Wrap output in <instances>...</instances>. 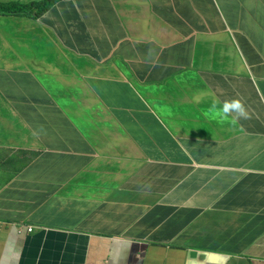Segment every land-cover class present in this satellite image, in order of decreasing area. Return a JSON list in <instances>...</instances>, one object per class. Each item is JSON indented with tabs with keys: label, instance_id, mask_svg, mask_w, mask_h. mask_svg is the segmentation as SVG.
Instances as JSON below:
<instances>
[{
	"label": "crops",
	"instance_id": "1",
	"mask_svg": "<svg viewBox=\"0 0 264 264\" xmlns=\"http://www.w3.org/2000/svg\"><path fill=\"white\" fill-rule=\"evenodd\" d=\"M41 16L0 15V264H264V0Z\"/></svg>",
	"mask_w": 264,
	"mask_h": 264
},
{
	"label": "clouds",
	"instance_id": "2",
	"mask_svg": "<svg viewBox=\"0 0 264 264\" xmlns=\"http://www.w3.org/2000/svg\"><path fill=\"white\" fill-rule=\"evenodd\" d=\"M10 3L11 2L5 4H10ZM28 4H24V5H28ZM0 15H12V14L0 13ZM23 17H28V16H23ZM41 17L42 16L39 15L29 18L39 20ZM203 114L206 118L213 120L221 125L223 124L236 125L239 122V120L250 118L247 108L243 103V101L236 98L230 100H224L223 103H220L219 101H213L204 111Z\"/></svg>",
	"mask_w": 264,
	"mask_h": 264
},
{
	"label": "trees",
	"instance_id": "3",
	"mask_svg": "<svg viewBox=\"0 0 264 264\" xmlns=\"http://www.w3.org/2000/svg\"><path fill=\"white\" fill-rule=\"evenodd\" d=\"M59 0H45L28 5L20 3L0 4V13H7L16 16L35 17L41 15L49 6ZM37 10V11H36Z\"/></svg>",
	"mask_w": 264,
	"mask_h": 264
},
{
	"label": "built area",
	"instance_id": "4",
	"mask_svg": "<svg viewBox=\"0 0 264 264\" xmlns=\"http://www.w3.org/2000/svg\"><path fill=\"white\" fill-rule=\"evenodd\" d=\"M29 231H31V228L29 229Z\"/></svg>",
	"mask_w": 264,
	"mask_h": 264
},
{
	"label": "rangeland",
	"instance_id": "5",
	"mask_svg": "<svg viewBox=\"0 0 264 264\" xmlns=\"http://www.w3.org/2000/svg\"><path fill=\"white\" fill-rule=\"evenodd\" d=\"M109 110H111V109H109Z\"/></svg>",
	"mask_w": 264,
	"mask_h": 264
},
{
	"label": "bare ground",
	"instance_id": "6",
	"mask_svg": "<svg viewBox=\"0 0 264 264\" xmlns=\"http://www.w3.org/2000/svg\"><path fill=\"white\" fill-rule=\"evenodd\" d=\"M201 122V121H200Z\"/></svg>",
	"mask_w": 264,
	"mask_h": 264
},
{
	"label": "water",
	"instance_id": "7",
	"mask_svg": "<svg viewBox=\"0 0 264 264\" xmlns=\"http://www.w3.org/2000/svg\"><path fill=\"white\" fill-rule=\"evenodd\" d=\"M141 264V263H140Z\"/></svg>",
	"mask_w": 264,
	"mask_h": 264
}]
</instances>
